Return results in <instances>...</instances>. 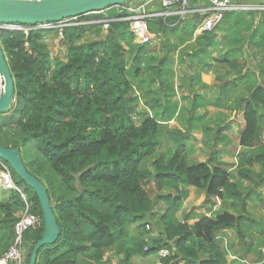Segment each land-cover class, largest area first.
Listing matches in <instances>:
<instances>
[{
  "label": "trees",
  "instance_id": "obj_1",
  "mask_svg": "<svg viewBox=\"0 0 264 264\" xmlns=\"http://www.w3.org/2000/svg\"><path fill=\"white\" fill-rule=\"evenodd\" d=\"M124 6L108 9L112 22L104 37L100 23L62 28L68 49L64 60H52L46 43L50 34L60 35L58 30L0 31L15 88V108L0 121V145L21 152V142L29 141L27 171L46 185L60 230L54 245L38 251L36 264H112V258L116 264H131L150 257H158L160 264H226L218 234L235 228L241 236L253 223L243 216L249 215L248 201L264 185V11L225 13L215 30L201 33L199 49L190 55V72L176 76L167 56L156 58L147 53L149 44L134 42L129 22L122 20L128 15ZM200 23L195 15L173 33L190 36ZM147 25L152 34L171 33L160 20ZM202 71L215 74L221 84L203 83ZM140 92L154 98L142 103L149 109L146 116L135 114ZM177 93L189 105L186 128L166 130L174 147L162 151L161 123L175 117ZM208 107L242 113L234 172L215 153L205 162L191 159L194 131L215 148L209 143L213 122L204 115ZM132 115L141 121L135 123ZM228 128L217 129L215 143ZM2 162L20 192L1 193L0 257L13 245L14 225L28 203L29 212L40 218L38 227L23 236L29 264L43 233L42 211L35 193ZM255 167L261 169L258 174ZM147 182H154L159 193L175 194L151 199ZM189 188L203 192L208 203L218 199L221 208L180 221L176 214ZM158 202L164 204L160 212ZM162 248L169 252L165 258L158 255Z\"/></svg>",
  "mask_w": 264,
  "mask_h": 264
},
{
  "label": "rangeland",
  "instance_id": "obj_2",
  "mask_svg": "<svg viewBox=\"0 0 264 264\" xmlns=\"http://www.w3.org/2000/svg\"><path fill=\"white\" fill-rule=\"evenodd\" d=\"M262 5L263 4L261 3L257 4V6ZM85 18L68 19L62 22L59 26H85L87 24V20H85ZM256 21L257 19L255 20V22ZM37 27L38 26L23 27L22 31L29 32L32 30H45L41 28L38 29L39 27ZM101 34L103 35V37L104 35H106L104 31H101ZM92 38L93 37L89 36L86 39ZM55 39L56 40L51 39L49 36L46 37V43L49 48L50 57L52 60H64L65 54L67 53L68 49L64 43L62 44L63 41L60 39V35ZM254 69L255 68H253L252 70L254 71ZM177 102L179 103V106L177 108L175 117L168 122L161 123L162 131L165 130L163 131L159 140L162 151H166L168 148L174 147L173 141L168 137L166 130H181L182 132H184L186 128L184 124L188 117L187 111L189 109V105H187L186 101L178 100ZM142 103L143 101L141 100L138 104V108L135 110V114L144 113L145 116L149 115V109L144 108V106H142ZM206 110V114H204L205 111L203 110L201 111V114L206 115L207 120L211 119V122H213L209 124L212 128H214L213 131L210 132L209 143L211 142L210 144H214L215 148L210 149L208 146H206V137L201 132L194 131L192 132L191 139L189 141L192 149L194 150V154L192 155L191 159L197 162H205L209 158V155L211 153H215L219 157L223 167L234 172L235 156L239 152L238 143L244 127L242 113L240 111L235 112L232 110H223L215 107H208L206 108ZM136 116L137 115H132V119L135 123L138 124L141 119H138ZM3 118L5 117H2L1 119ZM212 119L214 121H212ZM218 124L220 125L218 126ZM226 125H229V128L221 131L220 137L217 138V143H215L216 139L213 140L215 132L218 128H223ZM221 136H224V139ZM20 146L21 157L24 158L27 170L31 171V164L29 163L28 155L29 150L32 149V146L27 140L21 142ZM260 170V167H255L254 173L258 174ZM144 187L151 199H155L159 194H175L174 191L169 190L163 193H159L158 188L154 182H147L144 184ZM259 191L260 193L258 196H253V198L248 201L247 210L249 212V215L243 214V216L250 220H253V223H251L250 225H246L243 230H241V236L238 234V231L235 228H229L224 231H220V233L218 234V249L222 252L224 259L227 262L226 264H264V185L259 187ZM2 192L3 189L0 188V198L4 197V195H1ZM54 204L55 202L52 201V206ZM210 204L213 206L211 210H209V206H211ZM221 206L222 202H220L218 199L211 198L210 202L208 203V200L203 192H199L194 188H189L188 196L183 200L182 206L177 212L176 217L179 220H182L184 215L192 213L199 215L205 214L204 216H208L215 210L220 209ZM163 208L164 204L158 202V206H156V212L162 211ZM156 219H158V217ZM154 236H156V234ZM107 258H112V255H107ZM111 260L112 264H116L118 259L112 258ZM135 264H160V261L158 257H153L152 262L150 263H148L147 261L142 262V260L138 259L135 260ZM179 264L184 263L179 262Z\"/></svg>",
  "mask_w": 264,
  "mask_h": 264
},
{
  "label": "water",
  "instance_id": "obj_3",
  "mask_svg": "<svg viewBox=\"0 0 264 264\" xmlns=\"http://www.w3.org/2000/svg\"><path fill=\"white\" fill-rule=\"evenodd\" d=\"M138 0H0V26L20 25L36 27L58 24L68 19L82 18L89 14L124 6ZM0 73L3 76V90L0 92V121L15 108L14 81L8 67L5 53L0 45ZM0 160L36 195L44 223L41 239L34 246L29 264H36L38 251L54 245L60 230L53 212L46 186L32 176L24 166L20 150L0 145Z\"/></svg>",
  "mask_w": 264,
  "mask_h": 264
},
{
  "label": "built area",
  "instance_id": "obj_4",
  "mask_svg": "<svg viewBox=\"0 0 264 264\" xmlns=\"http://www.w3.org/2000/svg\"><path fill=\"white\" fill-rule=\"evenodd\" d=\"M25 1H39V0H25ZM163 11L161 15H176L180 20L185 19L189 10L187 8L188 0H159ZM207 5L197 10V15L201 18V23L198 27L200 32H210L215 30L222 22L223 15L227 12L236 11H264V4L262 6L257 5H243L232 2L231 0H206ZM144 6H133L132 3L123 7V10L128 14L123 21L129 22V30L134 36V40L139 45L150 44L154 38L147 25V21L157 17L159 14L148 13L143 10ZM107 11V10H106ZM105 11L93 13L103 14ZM91 15V14H89ZM87 15V16H89ZM66 21V20H65ZM112 20L107 18L100 21H93V23L102 24L103 31L106 32L110 28ZM62 23V22H61ZM61 23L58 24H46L40 25L38 29H45L46 31L58 30L60 32V38H62ZM87 25V24H86ZM24 26L20 25H1V30H22ZM3 90V76L0 73V92ZM0 188L8 190H18L15 185L10 170L0 160ZM20 192V191H19ZM24 201L25 196L21 195ZM30 204L26 203V209L20 214L18 221L14 225L15 241L13 245L0 257V264H26L25 257L26 251L23 246V236L29 229L37 228L40 224V218L29 212ZM159 257L165 258L168 256V251L162 248L159 253Z\"/></svg>",
  "mask_w": 264,
  "mask_h": 264
},
{
  "label": "crops",
  "instance_id": "obj_5",
  "mask_svg": "<svg viewBox=\"0 0 264 264\" xmlns=\"http://www.w3.org/2000/svg\"><path fill=\"white\" fill-rule=\"evenodd\" d=\"M231 1L235 2V3H239V4H241V2L245 3V4L250 3V2L257 3V4H260V3L264 4V0H231ZM132 5L133 6H144V8H143L144 11H146L148 13L159 14L157 17L154 18V20L155 21L160 20L162 23H165V25L167 26V32L171 31V33H168L167 35L161 34V33L154 34V38L148 46L147 53L148 54H154V56L156 58H159V59L167 56V58L170 60V67L176 76L189 73L190 71L188 70L187 66L189 65V61L191 59H193V57H191L190 55L193 53V51L199 49L197 43L202 38V36H201L202 32H200L198 28L195 30L194 34H192L190 36L186 35V34L176 35L173 32L182 30V27H183L182 22H185V20H188V19L190 20L193 16L197 15L196 11L200 10L201 8L206 6L207 5L206 1L205 0H188L187 8L189 10V13L187 14L186 18L182 19V20H180L176 15H173V14L161 15L164 10H162L159 0H138L136 2H133ZM114 10L117 11L118 7H115ZM115 11H114V14L116 13ZM111 12L109 10H107L103 14H95V15L91 14V15H89L88 17L92 22L87 21V25L93 24V20L95 18H97L98 16H103V17L107 18V16ZM176 18H178L177 21H176ZM49 37L51 39L56 40L55 34H50ZM60 39L62 40V38H60ZM218 39L222 40L223 36H218ZM134 42L137 43L136 40H134ZM62 44H63V42H62ZM66 54H65V56H66ZM180 58L182 59L181 62H180ZM199 70H200V68H199ZM201 81L203 83L209 85V86L221 84L215 79V74H213L210 71H208V72L202 71L201 72ZM178 82H179V80L175 79V84H176L175 89L176 90H177ZM215 83H217V84H215ZM139 94H140L141 100L143 102L150 100V99H154L151 97L144 96V94L143 93L141 94V92ZM183 95L185 96L186 93H184ZM181 96H182L181 93H177V95L173 99L175 101H178V100H180ZM212 207H213L212 205L209 206V210H211ZM212 211H214V210H212ZM186 215L195 216V215H199V214H193L192 213V214H186ZM186 215H184L182 220H180V221H183V219ZM210 215H211V213H210ZM197 221H198V219L196 218V220L188 221V224H191V222H192L191 225H193ZM152 258L153 257H150L147 259L135 258L132 260L131 264H135V260H138V259L142 260V262L147 261L148 263H150V262H152Z\"/></svg>",
  "mask_w": 264,
  "mask_h": 264
}]
</instances>
